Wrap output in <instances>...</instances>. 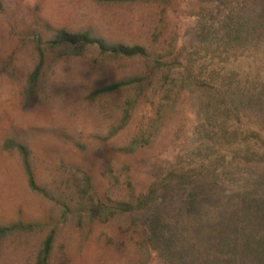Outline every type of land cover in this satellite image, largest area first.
I'll use <instances>...</instances> for the list:
<instances>
[{
  "label": "rangeland",
  "instance_id": "374dc122",
  "mask_svg": "<svg viewBox=\"0 0 264 264\" xmlns=\"http://www.w3.org/2000/svg\"><path fill=\"white\" fill-rule=\"evenodd\" d=\"M0 2V226L24 225L2 241L0 264H36L51 236L49 264H168L160 255L163 245H142L133 216L92 223L89 210L92 203L130 202L170 173L201 171L206 177L213 171L218 187H197L199 198L190 205L187 193L169 183L160 203L168 222L180 231L201 220L213 226V236L239 238V215L250 199L264 202V145L222 138V119H211L210 94L221 93L227 107L235 108L223 119L229 134L253 130L264 142V128L254 125L264 105V38L218 42L244 0ZM61 29L90 31L108 44L143 46L168 64L153 72L140 58L102 53L98 45L81 57L53 51L49 43ZM40 66L36 95L28 96ZM188 67L211 90L182 88ZM119 83L128 84L93 96ZM243 89L263 96L254 107L238 106ZM126 112L130 120L122 128ZM9 140L29 149L42 193L31 190L23 158L7 148ZM222 215L231 222L221 223Z\"/></svg>",
  "mask_w": 264,
  "mask_h": 264
},
{
  "label": "trees",
  "instance_id": "16d2710c",
  "mask_svg": "<svg viewBox=\"0 0 264 264\" xmlns=\"http://www.w3.org/2000/svg\"><path fill=\"white\" fill-rule=\"evenodd\" d=\"M101 4H149L152 2H160L164 0H95ZM245 6L242 10L233 9L231 19L235 22L232 26H229L225 30V34H220L219 44L222 46H229L232 42L248 41L249 36H254V41H262L264 35V0H244ZM4 4L0 2V12L4 11ZM248 9V10H247ZM236 21H235V18ZM49 29L48 26H45ZM224 32V31H223ZM222 32V33H223ZM40 44V43H39ZM53 51H67L70 54L81 57L85 55L87 48L98 45L102 53H112L117 56L126 58H140L144 60L151 71L155 72L165 68L168 62H164L163 58H154L151 52L143 46H126L122 44H108L105 40L98 35L93 34L90 31L84 32H70L67 29H61L55 32L53 40L49 43ZM263 45H257V50H260ZM42 52V51H41ZM43 53V52H42ZM43 60L45 58L44 53L41 55ZM174 63H178V59L174 57ZM42 75V66L38 67L36 72L32 75L28 88L27 95L35 96L37 87L40 84V78ZM128 83H119L113 86H108L101 90L96 91L93 96L104 95L110 92H115L120 88L126 86ZM180 86H192L211 90L210 85L205 82H200L194 75L193 68H186L183 80ZM213 91H215L212 88ZM250 90H244L239 95L237 105L245 103L249 107H254L257 104L256 99L263 96V93L254 95H245ZM258 91V90H255ZM210 107L212 108L211 119L213 121L222 119L221 131L222 138H227L229 135L233 139H241L246 143L250 140L256 141V143L263 142L262 137L256 134L253 130L248 131V134H229L227 129L228 119L224 120V117L228 118L235 113V108H228V103L221 93H211ZM249 99V100H246ZM238 105V106H239ZM130 120V114L126 112L123 125L124 128ZM254 125L258 128H264V105L257 111V120ZM138 141H135L132 148L137 147ZM7 148H14L21 154L25 170L28 176L29 186L35 193H42L36 181L35 174L30 165L31 153L29 149L21 143L15 140H9L6 143ZM132 152L134 149L131 150ZM128 151V152H131ZM232 158L231 155H227ZM263 157V156H262ZM216 173L211 172L204 177V174L200 171L194 172V174H177L170 173L168 177L164 179H158L153 184L147 194L141 196H135L132 201H118L111 204L92 203L90 208V220L92 223L99 222L101 224H108L112 220L121 217H134V222L139 224L141 229V236L143 239L142 245H152L157 248L163 245L160 250V255L164 254L168 257V264H264V202L252 201L250 199L247 212H242L239 217L243 220L244 226L239 229V238L232 239V235L227 237L226 235L213 236V226L207 224L204 232V224L201 220L190 221L188 224L189 229L178 230L176 229L178 224L168 222L164 217V211L160 205L161 198L165 200L169 193V183H176L181 193L185 194V199L188 204L194 205L196 199L199 198V191L202 187L213 186V190L216 186ZM264 177L260 179V184ZM264 185V181H263ZM206 186V187H205ZM199 189H198V188ZM199 191H198V190ZM262 214V215H260ZM237 215V214H236ZM234 216L231 214V218ZM221 223L224 224L231 222L230 218L221 217ZM203 221V220H202ZM192 223V224H190ZM202 226V228H201ZM204 226V227H205ZM24 225H14L3 227L0 226V246L2 241L14 230L23 229ZM167 229V233H165ZM200 229V230H199ZM259 229V230H258ZM190 230V231H188ZM242 231V232H241ZM242 233V235H241ZM54 236H51L46 241L42 251L40 252L36 264H49L51 250L53 247ZM180 243V244H178ZM178 245V246H177ZM225 246L226 252L221 251V246Z\"/></svg>",
  "mask_w": 264,
  "mask_h": 264
}]
</instances>
